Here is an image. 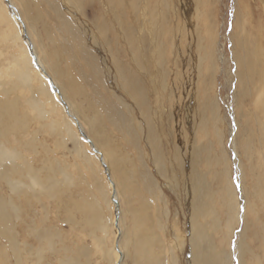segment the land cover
Returning a JSON list of instances; mask_svg holds the SVG:
<instances>
[{
    "label": "rangeland",
    "instance_id": "1",
    "mask_svg": "<svg viewBox=\"0 0 264 264\" xmlns=\"http://www.w3.org/2000/svg\"><path fill=\"white\" fill-rule=\"evenodd\" d=\"M29 2L30 15L43 17L35 42L50 30L59 47L75 48L74 72L86 92L79 103L107 128L123 179L125 264H135V216L147 217L163 264H195L200 252L209 264H237V235L242 263L264 264V0ZM241 39L254 57L253 75L242 62ZM27 116L22 139L34 133L36 141L33 151L21 150L27 160L38 167L48 157L75 176L80 161L72 143L62 145ZM7 183L0 173V264H108L94 236L67 212L77 188L59 202L41 193L19 198ZM241 192L249 203L243 234L235 217ZM192 223L201 229L196 243Z\"/></svg>",
    "mask_w": 264,
    "mask_h": 264
},
{
    "label": "bare ground",
    "instance_id": "2",
    "mask_svg": "<svg viewBox=\"0 0 264 264\" xmlns=\"http://www.w3.org/2000/svg\"><path fill=\"white\" fill-rule=\"evenodd\" d=\"M30 2L29 0H0V61L3 62L0 65V74L4 77L3 80L0 79V173L19 198L29 196L37 200V195L41 193L47 198L49 196L61 202L63 194L67 195L71 188H77L79 191L66 200L71 221L88 229L94 236L95 246L106 263L125 264L129 255L126 249L127 234L122 228L124 217L120 198L123 179H120L122 178L120 175L119 178L113 167V161L117 163L116 154L109 142L110 138L107 139V128L101 125L104 122H99L95 111L94 115L89 116L87 110L79 103L80 97H84L86 92L79 85L77 72L75 71L76 74L74 72L73 64L79 61V53L73 50L75 48L64 45L59 47L50 30L49 34L46 33L45 39L49 42L53 41L55 45L51 43L53 46H47L43 36V39L39 38L35 42L33 37L37 32L34 25L43 17L40 14L34 17L30 15L32 8V2ZM68 28L70 30V27ZM67 38L65 44L70 43H67ZM246 42L243 39L238 42L242 49V62L251 65L249 74L253 75L254 57L250 54L249 45ZM63 62L66 64L68 62L66 67L62 66ZM8 95L13 97L10 98ZM93 107L92 105L91 109ZM28 114H31L35 121L37 120L48 132L57 135L62 145L72 143V153L80 161L76 168V177L69 173V168L58 162L52 163L48 157L44 159L41 157L43 160L38 167H33L27 160L21 150L33 151L36 142L33 140L34 133H29L30 140L24 142L22 139L24 135L22 132L29 127L27 126ZM112 115L111 118H113ZM104 118L107 119V117ZM113 123L114 121L111 124ZM10 139H13V142ZM89 149L94 152V155L88 153ZM263 152L264 150L261 153ZM117 159L120 165L125 162L120 157ZM130 190L134 191L133 187ZM241 193L244 196L243 192ZM245 197H242L238 205L236 204L238 208L235 217L240 228L239 234H243L246 226L249 203ZM143 202L142 209L146 210L149 204L144 199ZM145 217L140 216L138 220L135 216V221L137 220L138 223L133 232V236L137 237L134 244L135 264H163L161 255L156 251L158 245H156L155 237ZM2 221L4 223V220ZM192 224V229L196 232L194 238L196 243L200 241L201 229L198 228L200 225ZM241 236H236V251L231 254V258L233 260L235 258L237 264H243L239 249ZM41 238L48 247H52L51 234L45 233ZM79 253L86 255L87 249L80 248ZM209 258L208 255L200 252L195 258V264H209L211 262Z\"/></svg>",
    "mask_w": 264,
    "mask_h": 264
},
{
    "label": "snow or ice",
    "instance_id": "3",
    "mask_svg": "<svg viewBox=\"0 0 264 264\" xmlns=\"http://www.w3.org/2000/svg\"><path fill=\"white\" fill-rule=\"evenodd\" d=\"M237 187H239V184L237 183Z\"/></svg>",
    "mask_w": 264,
    "mask_h": 264
}]
</instances>
